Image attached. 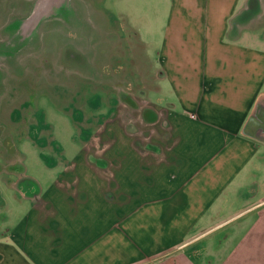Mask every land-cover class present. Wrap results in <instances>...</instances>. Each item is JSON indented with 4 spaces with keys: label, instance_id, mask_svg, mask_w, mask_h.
<instances>
[{
    "label": "crops",
    "instance_id": "obj_1",
    "mask_svg": "<svg viewBox=\"0 0 264 264\" xmlns=\"http://www.w3.org/2000/svg\"><path fill=\"white\" fill-rule=\"evenodd\" d=\"M262 8L260 0H169L155 58L137 50L147 42L134 28L92 29L110 31L104 46L128 48L136 88L165 106L149 105L167 110V132L139 148L144 158L131 160L128 178L115 182L108 169L98 187L107 218L82 209L96 202L78 207L62 196L45 214L39 194L55 183L3 174L11 185L0 187V264H264Z\"/></svg>",
    "mask_w": 264,
    "mask_h": 264
},
{
    "label": "rangeland",
    "instance_id": "obj_2",
    "mask_svg": "<svg viewBox=\"0 0 264 264\" xmlns=\"http://www.w3.org/2000/svg\"><path fill=\"white\" fill-rule=\"evenodd\" d=\"M39 1L0 0V187L11 185L3 174L55 183L48 196L39 194L45 214L61 207L62 196V204L78 207L96 202L95 209H82L92 219L105 209L107 218L98 187L106 185L108 169L115 182L128 178L136 168L131 160L144 158L139 148L144 152L167 132V110H153L155 102L165 106L136 88L142 81L130 70L128 48L104 46L110 31L92 29L117 19V26L140 33L138 43L147 42L137 50L155 58L169 0H68L67 12L32 17ZM145 109L154 111L152 119ZM96 157L110 166H99ZM2 197L17 202L7 191Z\"/></svg>",
    "mask_w": 264,
    "mask_h": 264
},
{
    "label": "bare ground",
    "instance_id": "obj_3",
    "mask_svg": "<svg viewBox=\"0 0 264 264\" xmlns=\"http://www.w3.org/2000/svg\"><path fill=\"white\" fill-rule=\"evenodd\" d=\"M67 4L68 0H40L39 4L37 5L35 11L32 14V17L36 15L44 17L51 14H57L63 11L67 12ZM44 5H47L49 7V11H46L45 13L41 11V7Z\"/></svg>",
    "mask_w": 264,
    "mask_h": 264
},
{
    "label": "flooded vegetation",
    "instance_id": "obj_4",
    "mask_svg": "<svg viewBox=\"0 0 264 264\" xmlns=\"http://www.w3.org/2000/svg\"><path fill=\"white\" fill-rule=\"evenodd\" d=\"M262 5H263V8H262V13L264 14V1L262 2ZM263 14H262V16H263ZM264 18V17H263ZM117 22H118V20L116 19V20H114L112 23H110V22H106V23H104L103 25H104V27H113L114 25L116 26L117 25ZM93 31V30H92Z\"/></svg>",
    "mask_w": 264,
    "mask_h": 264
},
{
    "label": "water",
    "instance_id": "obj_5",
    "mask_svg": "<svg viewBox=\"0 0 264 264\" xmlns=\"http://www.w3.org/2000/svg\"><path fill=\"white\" fill-rule=\"evenodd\" d=\"M261 139H264V136H262Z\"/></svg>",
    "mask_w": 264,
    "mask_h": 264
}]
</instances>
